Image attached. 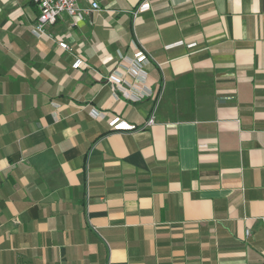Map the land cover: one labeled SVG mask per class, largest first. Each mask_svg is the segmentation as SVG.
<instances>
[{
	"label": "crops",
	"instance_id": "0c3cea01",
	"mask_svg": "<svg viewBox=\"0 0 264 264\" xmlns=\"http://www.w3.org/2000/svg\"><path fill=\"white\" fill-rule=\"evenodd\" d=\"M91 1L48 29L73 69L0 0V264H264V0ZM139 45L134 102L106 77Z\"/></svg>",
	"mask_w": 264,
	"mask_h": 264
},
{
	"label": "built area",
	"instance_id": "2783aa9c",
	"mask_svg": "<svg viewBox=\"0 0 264 264\" xmlns=\"http://www.w3.org/2000/svg\"><path fill=\"white\" fill-rule=\"evenodd\" d=\"M37 8L38 15L35 18L33 24L30 27V34L37 39L46 38L49 41L56 44L60 53H67L72 56L73 69H88L85 57L81 55L78 50L71 48L65 41L64 37L56 40L53 35L48 32V29L55 25L61 16L65 15L72 20L73 25L81 22L91 12L99 11V6L95 1L90 2L89 8H81L78 5L80 0H30ZM149 9V4L143 1L136 8L134 15L143 13ZM185 43L179 41L164 47L165 50H169L175 47L183 46ZM194 43L186 44V47H194ZM135 48V47H134ZM120 62L117 64L115 69L106 77L108 84L114 86L116 90H120L122 97L130 101H140L145 97H150V89L146 85L147 73L145 69L151 63H154L152 56L139 45L131 58L123 57L121 53H118ZM122 73L130 80L126 82L122 80ZM112 96L115 100L118 96L115 91L112 92ZM99 114V118L103 119L104 115ZM97 114V115H98ZM96 115V116H97ZM155 124L154 110L150 113L145 127H151ZM109 126L113 131H132L135 129L118 118H114L109 121ZM202 147V146H201ZM245 236H248V231L245 232Z\"/></svg>",
	"mask_w": 264,
	"mask_h": 264
},
{
	"label": "rangeland",
	"instance_id": "374dc122",
	"mask_svg": "<svg viewBox=\"0 0 264 264\" xmlns=\"http://www.w3.org/2000/svg\"><path fill=\"white\" fill-rule=\"evenodd\" d=\"M65 17V16H64Z\"/></svg>",
	"mask_w": 264,
	"mask_h": 264
}]
</instances>
